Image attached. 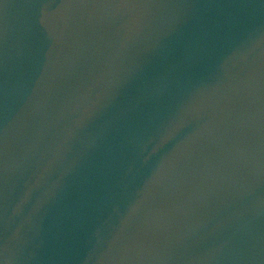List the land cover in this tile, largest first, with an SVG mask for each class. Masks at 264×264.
<instances>
[{"label":"water","instance_id":"1","mask_svg":"<svg viewBox=\"0 0 264 264\" xmlns=\"http://www.w3.org/2000/svg\"><path fill=\"white\" fill-rule=\"evenodd\" d=\"M0 264H264V0H0Z\"/></svg>","mask_w":264,"mask_h":264}]
</instances>
